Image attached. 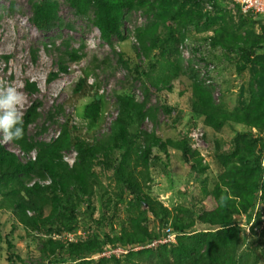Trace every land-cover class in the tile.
<instances>
[{
	"label": "trees",
	"instance_id": "trees-1",
	"mask_svg": "<svg viewBox=\"0 0 264 264\" xmlns=\"http://www.w3.org/2000/svg\"><path fill=\"white\" fill-rule=\"evenodd\" d=\"M177 1L67 0L77 15L88 16L91 11L94 12L93 25L109 45L113 44L115 37L125 40L122 35L125 11L143 10L151 20L137 31V56L139 59H150L155 51L160 50V59L151 65L150 72L142 71L141 65L136 66L138 76H144V81L149 82H144L143 101L125 95L117 96L118 115L111 124L110 132L93 143L74 136L67 122L52 142H41L31 137L29 126L41 118L39 102H34L24 115V138L14 141L27 154L36 150V159L21 162L0 143V211H10L18 222L13 224L10 234L22 230L36 236H48L40 249L47 264H264L259 240L248 243L246 236L241 237L243 225L250 224L251 232L255 233L264 223L263 214L258 210L264 203V59L254 63L258 71L251 79L249 103L235 111H226L214 100L218 65L212 55L222 46L234 49L238 43L229 36L228 40L225 37L215 40L209 37L213 54L208 52L206 56L211 58L203 57L202 61L207 64L206 68L215 66L216 76L212 78L214 84H207L192 67L186 66L181 46L189 34L183 29L186 19L194 23L195 15L200 20L210 15L200 11V3L203 5L204 0H194L195 7L199 8V12L193 13L195 15L182 13L183 2L186 4L192 0H182L179 10L171 13L168 9ZM207 1L216 4L215 0ZM30 5V21L40 31L49 32L55 27L72 28L64 25L59 17L57 1L30 0ZM244 19L239 27L254 20L253 17ZM211 27L212 23L206 21L204 30ZM63 45L66 50L58 62L59 71L50 75L49 82L60 74H67L69 64L84 57V46L74 49L65 41ZM259 46L258 42L240 50L243 59L241 71L252 64ZM192 52L196 54L197 51L192 49ZM33 57L36 61V52H33ZM119 62L125 68L130 65L124 61L123 55H120ZM184 74L192 81L191 111L203 119L205 128L215 133L226 125L247 128L245 133L235 135L227 151H222L220 142H215L221 172L213 189L206 193V198L214 206L211 210L191 212L185 207H177L172 211L144 191L150 186L153 166H162L165 170L169 168L172 149L182 153L183 161L193 169L194 175L198 176L206 169L200 152L189 146V132L193 128L182 133L183 136L175 132L173 137L165 138L156 133L163 125L176 131L181 113L178 107L164 104L152 106L151 93H173V81ZM207 78H210L209 72ZM86 84V79L79 80L75 93L82 92ZM27 89L31 93L38 91L37 85L30 82H27ZM102 110V98L97 96L85 108L84 117L98 122ZM58 111L62 113V108ZM159 112L165 115L163 123L159 122ZM56 114L48 111L47 118L54 120ZM176 115L179 116L175 120ZM146 121H151L156 130H145ZM133 129L136 133L132 132ZM253 130L258 131V136L255 137ZM46 131L47 128L43 127L42 132ZM72 150L77 152V156L71 166L66 162L65 154ZM105 178L109 183L116 184L118 198L126 193L133 196V201L129 203L132 213L130 225H121L120 230H108V226L114 227L117 202L112 205L109 188L103 183ZM47 181L50 184H45ZM96 201L99 207L95 205ZM83 207H86L87 214L84 218ZM97 208L99 217H95L94 213ZM149 215L158 221L162 232L149 229ZM236 216H244L245 221L236 219ZM81 225L84 229H80ZM80 230L82 235H78ZM169 231L177 234L175 244H160L147 250L133 251L135 245H151L164 239ZM3 238L0 227V252ZM6 245L11 253L8 263H24L20 255L13 252L15 244L10 239ZM105 247L120 248L128 253L110 259H94Z\"/></svg>",
	"mask_w": 264,
	"mask_h": 264
},
{
	"label": "rangeland",
	"instance_id": "rangeland-1",
	"mask_svg": "<svg viewBox=\"0 0 264 264\" xmlns=\"http://www.w3.org/2000/svg\"><path fill=\"white\" fill-rule=\"evenodd\" d=\"M52 1L59 3V17L64 25H70L72 28L55 27L49 32L40 31L30 21L32 17L30 0H0V85H15L23 91L26 97L24 112L34 102L41 103V118L29 128V135L34 139L52 140L61 126L67 122L74 131V136L93 143L95 139L110 132L111 124L117 114V96H130L137 101L144 99L143 91L146 84L144 82L147 80L144 81V76H138L136 66L141 65L142 71L150 72L151 65L160 59V50L155 51L150 59H144V57L139 59L136 52V45H139L137 31L148 24L151 17L143 10L125 11L122 28L125 40L121 41L115 37L113 44L108 45L101 38L100 31L93 25L95 15L93 11L88 16H80L68 5L67 0ZM214 3L216 4L209 3L207 0L203 1V5L200 3L202 6L200 11L204 15L206 13L210 15L209 18L200 20L197 19V15L193 14L199 12V8L194 5V0L186 4L183 2L185 6L182 13L195 15V22L189 23L186 19L183 29L189 33L186 39L188 50L203 45L208 37H212L213 40L223 37L228 40V36L236 39L235 42L238 44L234 49L222 46L223 48L217 49L215 54L211 52L218 65L216 80L218 93L215 91V103L226 111H235L249 103L251 79L258 71V66H254V63L258 62V59H264V18H254L249 24L239 27L244 17L233 0H215ZM180 5H182V0H178L168 10L176 13ZM210 5L212 9L208 8ZM206 21L212 23L210 30H204ZM64 41L69 42L74 49L84 46V57L79 62L69 64L67 74H60L58 78L49 82L50 75L59 71L58 62L61 57H64L66 50L63 45ZM258 42L260 46L256 55L253 56L252 64L250 63L241 71L243 59L240 50ZM33 52H36V61H34ZM120 55H123L124 61L129 62L128 68L120 64ZM152 73L153 76L156 75V71ZM81 79L89 80L96 88L89 89L87 82L82 92L75 93L76 84ZM27 82L35 83L38 91L35 93L28 91ZM172 86L173 93L168 94L165 91L157 95L152 92L151 105L164 104L178 107L181 117L177 123V130L166 129L164 125L165 130L162 129L163 126L156 130L151 121H146L143 128L148 131L156 130L157 135L165 138L173 137L175 132L183 136L182 133L189 132L190 128L200 129L204 133V138L199 152L203 158L202 165L206 169L198 176L194 175L193 169L183 161L182 153L172 149L170 150L169 168L165 170L162 166H153L150 186L144 191L172 211L177 207H185L191 212L211 210L214 206L206 198V193L213 189L217 176L221 172V167L217 162L218 152L215 149V142H220L221 150L227 151L235 135L245 133L247 128L242 125H226L218 133L205 128L203 119H199L190 108L192 100L190 78L186 74L179 75L178 79L173 81ZM183 90L184 94H182ZM97 96L102 98L103 110L99 121L91 122L85 119L84 110L94 102ZM60 108H62V113L58 111ZM48 111L57 113L54 120L47 118ZM178 116H175V120ZM164 121L165 115L159 112V122ZM43 127L47 128L44 133L42 132ZM132 132L136 133L134 129ZM253 132L255 136H258L257 130ZM2 144L11 152L19 150L13 142ZM103 183L109 188L110 197L113 199L112 205L117 202L114 210L115 216H113L114 227L108 226V230L112 228L120 230L121 225L124 224L129 226V218L132 215L129 211V203L133 201V196L126 193L118 198L119 190L116 184L109 183L106 178ZM95 205L99 207L97 201ZM140 210L143 211L142 208ZM258 210L262 212L264 219V203L259 206ZM81 211L82 218L87 217L86 207H83ZM94 213L95 217H99V208ZM149 217L151 219L148 223L149 229L162 232L158 221L154 220L151 215ZM244 218V216L241 218L236 216V219L244 220ZM15 223L18 222L10 211H0V227L4 237L0 264H9L8 257L11 253L6 245L8 239L15 244L13 252L23 259L24 263L20 262V264H47L48 262L42 258L40 249L48 236L45 234L36 236L22 230H16L14 234H10ZM250 227V224L243 225L241 237L246 236L248 243L254 239L259 240V250L264 254V223L255 230V233L251 232ZM80 229H84L82 225ZM82 234L80 230L78 235Z\"/></svg>",
	"mask_w": 264,
	"mask_h": 264
},
{
	"label": "clouds",
	"instance_id": "clouds-1",
	"mask_svg": "<svg viewBox=\"0 0 264 264\" xmlns=\"http://www.w3.org/2000/svg\"><path fill=\"white\" fill-rule=\"evenodd\" d=\"M87 82L89 85L88 86L89 89H91L93 87L96 88V86L93 83L89 82V80ZM215 91L218 93L217 88H215L214 94H215ZM25 102H26L25 94L23 93V91L18 89L15 85H0V143H4V144H8L11 142L14 143V141H19V140H22L24 138V135H25L24 115L27 111L26 110L24 112ZM117 115H118V111L116 114V118H117ZM32 125L33 124H31L29 126V128ZM196 130L197 129H194L192 131V133ZM192 133L189 134V138H190L189 146L193 150L200 151V148H194L193 147L194 142L191 138ZM254 135H255V133H254ZM58 136H59V132L50 141H41V140H37V139H35V140L41 141V142H52ZM203 137H204V133H203ZM14 144L17 145L16 143H14ZM12 153H14L20 159L21 162H25L26 160H30V159H33V160L36 159V150L32 151L30 154H27L25 151H23L19 147L18 151L12 152ZM76 156H77V152L75 150H72L68 154L67 153L65 154V160H66V162H68L72 166L76 160ZM45 184H50V182L47 181V182H45ZM263 221H264V219H263ZM176 237H177V234L169 231L168 236L165 237L164 239H162L160 241H154L151 245H135V247H133V251L147 250V249L156 247L160 244H175L176 243ZM105 248H108V247H105ZM114 250H120V251H122V253H119L118 255H112V256L118 257L121 254H127L128 253L127 250L125 251V250L120 249V248L114 249ZM100 254H102V253H100ZM100 254L95 256L94 259H101V258L110 259L112 257V256L109 258L99 257Z\"/></svg>",
	"mask_w": 264,
	"mask_h": 264
},
{
	"label": "built area",
	"instance_id": "built-area-1",
	"mask_svg": "<svg viewBox=\"0 0 264 264\" xmlns=\"http://www.w3.org/2000/svg\"><path fill=\"white\" fill-rule=\"evenodd\" d=\"M236 6L240 10V14L243 17H262L264 18V0H233ZM209 9H212V6L210 5L208 7ZM187 41V40H186ZM181 46L182 56L185 59L186 66L192 67L200 76L201 79H204L207 84H214L212 78L216 76V72L214 70V65H209V67L206 68L207 64L202 61L203 57H206V54L208 52H211V41L209 37L204 42L203 45H200L198 47L187 49V42ZM192 49H196V54L192 52ZM203 63V64H201ZM209 72V77L207 78ZM191 138L194 142L193 147L194 148H200L203 146V132L200 131V129H197L191 134ZM119 253H122L120 250H114L111 247L105 248L102 254L99 255V257H111L112 255H118Z\"/></svg>",
	"mask_w": 264,
	"mask_h": 264
}]
</instances>
